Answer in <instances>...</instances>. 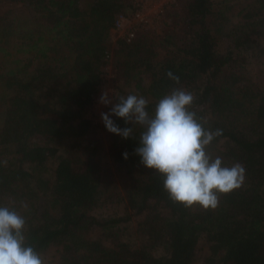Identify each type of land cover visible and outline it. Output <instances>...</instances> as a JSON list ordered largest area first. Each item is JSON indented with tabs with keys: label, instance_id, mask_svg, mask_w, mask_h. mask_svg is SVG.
<instances>
[{
	"label": "trees",
	"instance_id": "16d2710c",
	"mask_svg": "<svg viewBox=\"0 0 264 264\" xmlns=\"http://www.w3.org/2000/svg\"><path fill=\"white\" fill-rule=\"evenodd\" d=\"M5 1L18 10L0 8V206L25 218L26 244L44 264H264V83L245 69L251 61L264 75V0L225 34L214 0H177L170 38L140 31L131 42L112 31L137 0ZM108 65L115 103L143 96L153 114L173 89L191 92L189 110L206 129L222 130L208 152L225 166L241 163L243 185L220 194L215 209L173 202L162 175L135 154L142 127L110 115L133 129L125 139L104 125L125 206L99 212L115 203L112 174L88 114Z\"/></svg>",
	"mask_w": 264,
	"mask_h": 264
},
{
	"label": "clouds",
	"instance_id": "9594fccd",
	"mask_svg": "<svg viewBox=\"0 0 264 264\" xmlns=\"http://www.w3.org/2000/svg\"><path fill=\"white\" fill-rule=\"evenodd\" d=\"M167 76L179 83L173 73ZM194 99L191 92L175 88L149 114L148 101L129 94L120 96L110 113H101V119L107 131L125 139L132 136V127L120 128L110 115L142 127L135 154L144 167L162 175L163 188L173 202L186 208L215 209L220 194L243 185L246 172L241 163L225 166L222 157L213 158L208 152V146L222 135V130L204 127L196 113L189 110ZM99 103H112L107 91L101 94ZM124 158H128L127 153ZM25 224V218L16 210L0 206V264H44L41 254L26 244Z\"/></svg>",
	"mask_w": 264,
	"mask_h": 264
},
{
	"label": "rangeland",
	"instance_id": "374dc122",
	"mask_svg": "<svg viewBox=\"0 0 264 264\" xmlns=\"http://www.w3.org/2000/svg\"><path fill=\"white\" fill-rule=\"evenodd\" d=\"M164 2H167L166 5L159 4L158 2H155L151 4V9H150V16L152 17V23L150 24L149 28L146 30H140V31H149L158 36V41L164 39V38H170L171 34L170 31L168 32L167 28L170 26L171 21L169 20L168 16L169 13H176L179 11V6L178 2H174L171 0H164ZM214 9L216 12H221L224 16V20L220 22L219 28L220 32L222 34L227 33V31L233 29L235 25L242 19L241 18V12L243 10H253L256 7L259 6L258 1L256 0H214ZM0 8L1 10H18V7L8 3L5 0H0ZM163 10V11H162ZM164 13V14H163ZM139 31V32H140ZM123 32H118L115 29H113L112 34L114 35V39L117 40L121 38ZM180 34V33H179ZM176 38V36H175ZM224 44L221 43V48L224 50L226 48V43H228V40H223ZM168 48V47H167ZM160 55L164 53L165 49H161V46L159 44L158 47ZM4 61H1V64H3ZM245 66V65H244ZM246 72H248V76L253 78L252 75H256L255 82L258 84H263L264 83V75L262 71V67L258 64H255L251 61L245 66ZM241 73H239L240 75ZM243 81L244 79L249 80L247 77V74H241ZM249 82H252V80H249L246 82V84H250ZM243 84V83H240ZM107 91L109 94V99L112 101L111 104L105 106L101 103H99V98L103 92ZM2 94V89H0V95ZM115 94H116V81H115V76L112 73V68L111 65H108L105 69V80L103 85L100 88V93L98 94L96 101L92 108L89 111L88 117L91 118L94 122V130L93 134H91V137H97L100 138L102 143H103V149L101 151V156L103 159V165L111 169V174H112V183L110 188L112 196V200L115 202L114 204H109L107 206H104L99 212L102 214H107L111 212L114 208V206H119V210L124 209L125 203L123 197L120 195L118 196V191L121 189L120 186L118 185L119 182V176L117 174L116 168L112 165L111 159L108 154V145H109V139L108 136L105 132V127L104 123L102 122L101 119V113H110L111 107L115 104ZM255 106L254 105H249L247 108L253 109ZM5 107L3 105H0V119H3ZM103 181L105 179V176H103ZM116 183V185H115ZM106 186H109V184H104L102 182L100 188V193L101 197L105 196L106 193L108 192V188H105ZM104 200V199H102ZM135 221H136V216L133 217V222L130 224V230L134 231L135 230ZM207 253V249H203L200 253V262L202 258L205 256Z\"/></svg>",
	"mask_w": 264,
	"mask_h": 264
},
{
	"label": "built area",
	"instance_id": "2783aa9c",
	"mask_svg": "<svg viewBox=\"0 0 264 264\" xmlns=\"http://www.w3.org/2000/svg\"><path fill=\"white\" fill-rule=\"evenodd\" d=\"M171 1L176 2L177 0ZM155 2L162 4V6H167V2H164V0H137L135 4L137 9L134 13L130 15L122 13L116 17L114 29L118 32H123L121 35L122 39L131 42L140 30L149 28L152 23V17L149 14L150 7Z\"/></svg>",
	"mask_w": 264,
	"mask_h": 264
}]
</instances>
